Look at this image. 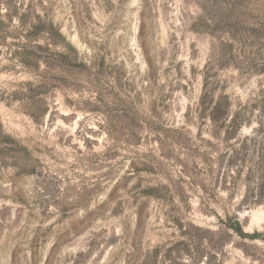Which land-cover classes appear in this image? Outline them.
I'll return each instance as SVG.
<instances>
[{"label":"rangeland","instance_id":"rangeland-1","mask_svg":"<svg viewBox=\"0 0 264 264\" xmlns=\"http://www.w3.org/2000/svg\"><path fill=\"white\" fill-rule=\"evenodd\" d=\"M253 212L264 0H0V235L72 214L133 250L184 230L195 252L201 229L195 264H264Z\"/></svg>","mask_w":264,"mask_h":264},{"label":"crops","instance_id":"crops-1","mask_svg":"<svg viewBox=\"0 0 264 264\" xmlns=\"http://www.w3.org/2000/svg\"><path fill=\"white\" fill-rule=\"evenodd\" d=\"M52 221L53 223L47 226L45 218L39 219L37 227H33L32 232H28V228H22L23 220L13 221L9 228L18 229L19 232L13 231L8 236L0 235V247L4 248L3 250L0 248V264H10L8 253H12L14 256H12V264H73L72 261L63 262L62 258L71 252L78 254L84 251L89 254L86 256L84 264H110V257L113 256L114 251L117 255L113 264H158L157 259L161 252L166 254L170 264H195V262L198 263L200 255L206 250V233L201 229L193 230L198 238L196 254L194 250L191 251L189 248L191 244L188 239L189 231L187 234H183L184 230H182L184 238L178 239L181 242H168L161 249L155 248L154 251L145 253L141 250L140 243L142 241L137 242V248L133 250L129 240L125 242L117 239L110 243L111 234L109 230L104 232V229L94 230L83 227L75 229L72 223L75 224L77 218L72 214L65 217L56 215ZM47 227L51 228L48 235ZM100 230L101 232H99ZM5 249L8 250L5 251ZM22 249L28 251L22 252L20 251ZM88 250L91 251L88 252ZM190 252H193L192 263L190 258H186V253L190 255ZM3 253L4 255H2ZM72 256L74 258V255ZM194 256H197V259ZM181 258L186 259L181 262ZM111 259L113 260V257Z\"/></svg>","mask_w":264,"mask_h":264},{"label":"bare ground","instance_id":"bare-ground-1","mask_svg":"<svg viewBox=\"0 0 264 264\" xmlns=\"http://www.w3.org/2000/svg\"><path fill=\"white\" fill-rule=\"evenodd\" d=\"M264 221V212H253L250 220V226L256 225L260 228L261 223Z\"/></svg>","mask_w":264,"mask_h":264},{"label":"trees","instance_id":"trees-1","mask_svg":"<svg viewBox=\"0 0 264 264\" xmlns=\"http://www.w3.org/2000/svg\"><path fill=\"white\" fill-rule=\"evenodd\" d=\"M5 141H8V142H11V143H13V142H12V140H10V139H5Z\"/></svg>","mask_w":264,"mask_h":264}]
</instances>
